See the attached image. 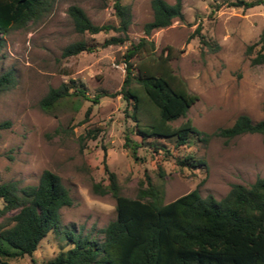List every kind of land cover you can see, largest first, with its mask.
Listing matches in <instances>:
<instances>
[{
  "label": "rangeland",
  "instance_id": "rangeland-1",
  "mask_svg": "<svg viewBox=\"0 0 264 264\" xmlns=\"http://www.w3.org/2000/svg\"><path fill=\"white\" fill-rule=\"evenodd\" d=\"M229 1L181 0L182 18L174 17L168 25L146 35L154 43L155 55L170 47V68L188 91L197 94L185 115L170 123L177 125L189 118L197 128L210 133L205 142L193 139L176 148L171 140L161 138V142L175 154L192 152L203 158L205 167L179 166L172 157L144 148L137 149L143 159H134L123 147L125 132L136 135L131 132L133 122L124 112L120 94L90 100L99 88L120 86L124 49L128 41L143 35L142 24L151 17L149 0H122L131 14L127 39L106 45H99L103 38L122 33L113 29L78 32L67 7L79 5L94 23H116L111 0H53L38 20L12 27L2 35L0 72L11 68L15 83L0 92V120L8 121L0 127V180L35 183L43 168L52 170L71 198L70 204L59 208L61 227L100 239V228L115 214L113 196L92 189L93 182L106 181L103 151L119 192L127 196L135 195L143 171L154 176L157 163L164 170V201L192 188L200 195L211 193L218 198L232 182L247 184L257 175L264 176V144L258 133L227 139L212 133L240 112L253 120L264 117V63L250 64L244 54L245 45L255 40L264 26V3L242 7ZM200 35L209 47L201 43ZM76 39L95 43L96 48L62 55L61 48ZM148 57L131 56L132 69L141 60L150 62ZM68 78L81 82L88 98L72 95L50 112L40 108L38 98L47 88ZM147 114H141V121ZM65 246L63 239L48 232L30 255L16 260L39 261Z\"/></svg>",
  "mask_w": 264,
  "mask_h": 264
},
{
  "label": "trees",
  "instance_id": "trees-1",
  "mask_svg": "<svg viewBox=\"0 0 264 264\" xmlns=\"http://www.w3.org/2000/svg\"><path fill=\"white\" fill-rule=\"evenodd\" d=\"M53 0H0V47L2 35L12 27H23L38 20L51 7ZM264 0H230L228 4L249 7ZM214 3V7H217ZM116 23H94L82 7L70 4L67 12L78 32L94 33L113 29L122 34L103 38L99 45L124 42L130 23V7L122 0H111ZM151 17L142 24L143 35L128 41L124 52V76L117 89L99 88L90 98L96 102L102 95H116L124 101V112L132 120L124 133L123 147L134 159H143L138 148L161 152L172 157L179 166H204L203 158L192 152L181 155L171 151L193 139L205 142L210 133L197 128L189 118L177 125L171 120L184 116L197 99L169 66L170 47L153 53L154 43L146 35L150 30L166 26L171 19L182 18L181 0H149ZM264 26L258 37L247 43L244 54L250 64L264 63ZM201 43L209 42L200 35ZM95 43L76 39L61 48L62 55L81 50L92 51ZM146 54L150 62L139 61L133 70L130 57ZM15 77L11 68L0 72V92L12 87ZM78 95L88 98L81 82L73 78L49 86L37 101L50 112L61 100ZM264 113V99L262 101ZM148 113L141 121L142 113ZM7 120H0V127ZM89 131V130H87ZM258 133L264 144V117L253 120L244 112L217 127L213 134L227 139L241 133ZM91 133V136H94ZM171 140V146L162 143ZM102 153L106 181L92 183L100 194L114 198V217L100 228V239L74 232L60 225L59 208L71 198L60 176L43 168L35 183L18 185L13 179L0 180V264H264V176H255L247 184L232 182L227 191L216 198L211 193L200 195L192 188L173 199L163 200L164 170L157 163L154 178L142 172L134 196L119 192V184L108 169ZM63 239L65 247L51 256L27 263L16 259L30 255L48 233Z\"/></svg>",
  "mask_w": 264,
  "mask_h": 264
}]
</instances>
